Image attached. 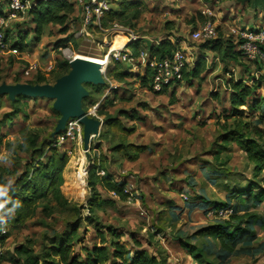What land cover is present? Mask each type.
Returning a JSON list of instances; mask_svg holds the SVG:
<instances>
[{
    "label": "rangeland",
    "instance_id": "1",
    "mask_svg": "<svg viewBox=\"0 0 264 264\" xmlns=\"http://www.w3.org/2000/svg\"><path fill=\"white\" fill-rule=\"evenodd\" d=\"M67 1L74 3L75 10L67 20L65 34L58 25H46L37 36L27 14L16 21H6L3 28L9 30V35L7 48L0 54V85H37V76H42L43 84L53 85L56 76L62 77L70 71L72 54L71 61H84L87 55L104 57L107 54L109 58L114 41L122 37L126 38L127 44L119 49L121 54L129 52L134 60L124 62L109 58L101 72L104 83L83 85L88 94L82 100V109L89 118L100 120L101 128L87 150L83 146V133L80 139L57 145L69 158L60 188L67 205H60L48 197L38 205L30 220L17 227L7 223L10 210L0 207V225L3 223L6 230L0 264H22V259L13 254L15 247L25 246L32 255H40L52 243L59 242V238L69 236L73 253L84 255L82 250L97 244L95 228L105 234L106 227L113 229L117 239L128 249H135L134 242L137 241L148 255H155L164 264H264V229L255 227L254 238L239 242L237 251L225 257L218 241L192 234L203 226L230 224V214L225 215L224 210H187L184 206L186 202H195V198L221 204L228 200L226 186L236 179L240 186L247 184L252 167L243 150L228 135L237 128L238 121L236 117H228V82L242 78L252 85V78H255L264 86V63L259 70L254 62L245 58L222 60L210 50H201L200 45L206 40L194 39L192 33L210 22L215 32L210 40L223 38L237 47L240 36L238 32L232 34V28L242 23L238 25L239 29H264V10L249 19L245 15L249 10L245 11L241 22L238 8L233 19H226L229 9L238 0H106L107 10L116 12L122 10L123 2L135 6L121 11V15L112 20L102 17L100 25H95L84 23L87 0ZM6 2L0 0V11L4 10V14ZM164 40L185 50L190 67L200 56L204 57L205 70L200 77L154 92L150 81L142 82L145 71L136 58L141 52L149 53L151 47H157ZM19 42L21 45L15 46L17 53H11L9 49ZM118 74H123L120 81ZM257 93L264 98V89ZM13 100L7 94L0 95V166L16 177L29 159L27 151L18 150L23 138L32 132L31 136H37L38 141H52L57 136L55 128L60 114L53 108V99L26 96ZM250 107L248 102L239 109L241 121L249 122L251 128H259L260 137L248 132L264 146V128ZM123 112H136L139 119L131 121L122 116ZM107 117L119 118L128 128L135 127V133L123 139L126 143L147 147L136 161L129 162L123 153L114 151L122 141V135L105 126ZM226 138L229 142L223 143ZM94 162L103 168L104 175L109 174L114 181L125 183L129 193L126 201L98 185L102 175H94ZM81 165L83 195L74 187V173ZM215 167L224 174H213ZM13 178L8 177L7 184ZM94 194L112 204L104 203L89 209L87 204ZM73 225L76 226L75 233L70 235ZM176 234L200 254L198 261L192 251L177 248L178 244L170 239ZM105 237L108 243L116 240L110 234Z\"/></svg>",
    "mask_w": 264,
    "mask_h": 264
},
{
    "label": "trees",
    "instance_id": "2",
    "mask_svg": "<svg viewBox=\"0 0 264 264\" xmlns=\"http://www.w3.org/2000/svg\"><path fill=\"white\" fill-rule=\"evenodd\" d=\"M134 6L129 2H123L120 9L124 11ZM74 10V3L67 0H33L27 15L30 16L29 24L34 26V33L37 36L40 35L42 28L46 25H58L61 32L65 34L68 31L67 20L74 13ZM121 11L107 10L103 17L112 20L121 15ZM133 17L136 18L135 16ZM8 35L9 30H5L3 32V42L6 44ZM240 42H238V45ZM17 45L20 46L21 42L14 44V47ZM177 48L176 44L170 40H164L157 47H151L149 52L152 57L163 59L170 56ZM200 49L210 50L221 56L222 60L227 57L233 60L244 58L230 40H224L223 38L206 41L200 45ZM203 58L200 56L197 61L195 60L192 67L183 72L181 81L200 77L205 70ZM254 63L259 70L262 69V63ZM122 76L123 74L117 75L119 81ZM60 77L56 76L55 80ZM147 80L150 81V75L148 71H145L142 82L146 83ZM44 81L42 76H37L38 84H43ZM251 82L252 85H248L242 78L228 82L230 89L228 96L230 113L228 117H236L238 119L237 128L231 130L228 135L243 150L248 164L252 167L251 178L246 180L247 184L244 186H240L239 181L234 179L235 181H233L232 185L226 186L228 191L226 197L228 200L221 202V204H214V202L205 198H195V202L184 203L187 210L202 209L213 212L231 210L229 215L230 224L216 223L203 226L192 234L194 237H208L218 241L225 257H229L237 251L239 242L254 238L256 235L254 232L255 227L260 230L264 229V214L257 212L263 211L264 213V146L258 140L250 137V131L256 137H260L261 132L257 127L251 128L252 126H250L249 122L243 123L241 121L242 112L239 110L250 102V111L254 113L258 123L264 128V98L257 93L259 89H264V86L261 80L255 78H252ZM96 90L99 91L100 88L96 86ZM23 98H26V96H16L12 102ZM122 116L131 121L139 119L136 112L132 114L123 112ZM104 124L110 131L122 135V141L114 147V151L123 153L127 161L134 162L140 154L147 151V147L130 142L126 143L123 139V137L135 133L134 126L128 128L124 126L119 118L115 117H107ZM31 133H28L23 138L22 143L19 144V151H27L29 153V159L24 163L23 171L15 177L14 173L12 174L11 171L0 166V207L10 210L7 223L13 227L22 226L30 220L35 215L38 205L48 197H52L60 205H67V200L62 195L60 188L63 184V171L69 158L65 152L61 153L57 148L56 138L60 134L55 136L52 141H38V137L31 136ZM227 142H229L228 138L223 140V143ZM92 165L96 170L94 175H97L100 169L104 171L96 162ZM212 173L216 176L224 174L216 167L213 168ZM10 176L14 177L13 181L7 184V178ZM98 181V185L103 190L112 193L119 200L126 201L129 198V193L124 191V182L114 181L109 174L100 177ZM231 200L237 201L229 203ZM111 202L104 201L98 194H94L87 205L91 209V206L99 207L104 205V203L110 205L112 204ZM70 228V235H74L76 226L73 225ZM105 229L107 230L105 234L112 235L116 240H110L108 243L102 230L95 228L97 244H94L90 249L82 250L85 253L84 255L73 253V244L70 236L59 238V242L56 244L52 243L40 255H32L31 251L25 246L15 247L13 254L22 259V264H164L155 255H148L146 250L141 249L140 243L137 241L134 242L136 245L135 249H128L123 242L117 239L116 232L113 229L109 227ZM170 239L178 244L177 248L179 250L192 251L191 253H194L192 256L198 261L197 257L200 254L195 253L194 247L184 240L183 237L176 234L175 236H170ZM2 256L0 257V262L2 261ZM10 259L12 258L10 257Z\"/></svg>",
    "mask_w": 264,
    "mask_h": 264
},
{
    "label": "built area",
    "instance_id": "3",
    "mask_svg": "<svg viewBox=\"0 0 264 264\" xmlns=\"http://www.w3.org/2000/svg\"><path fill=\"white\" fill-rule=\"evenodd\" d=\"M7 11L4 14V10L0 11V54L7 48V44L3 42L4 24L6 21H16L21 16L27 14V11L31 5L29 0H7L5 3ZM106 0H87L84 4V23L100 25V21L107 11ZM215 32L210 22L205 23L199 30L192 33L194 39L209 41L214 37ZM240 40L236 49L241 52L242 56L252 62L264 63V29L255 30H241L239 33ZM127 44V42H126ZM126 44L122 48L126 47ZM111 49L109 52V58L122 61H133L132 54L129 52L121 54L120 50ZM9 51L13 54L17 53L16 48H11ZM112 56V57H111ZM189 58L187 57L185 50L177 48L172 54L163 59H156L149 53L141 52L140 56L136 58L139 64L143 66L144 71H148L150 75V86L154 92H160L165 87L174 85L182 80V74L190 67ZM28 75L27 72H25ZM264 126V122H263ZM82 127L77 119H69L66 126L60 136L57 137L56 145L63 144L66 141H72L75 138L81 137ZM97 175H104V171H99ZM128 193V190H124ZM223 213L231 214V210H224ZM143 214V213H142ZM6 234L3 223L0 225V257L3 250V242ZM197 264V263H195Z\"/></svg>",
    "mask_w": 264,
    "mask_h": 264
},
{
    "label": "water",
    "instance_id": "4",
    "mask_svg": "<svg viewBox=\"0 0 264 264\" xmlns=\"http://www.w3.org/2000/svg\"><path fill=\"white\" fill-rule=\"evenodd\" d=\"M70 71L58 78L53 85H0V95H8L13 100L16 96L53 99V108L60 114L55 134L64 130L69 119H77L83 126V146L87 150L91 141L99 136L101 122L89 118L82 109V100L87 96L84 84L101 85L104 83L99 66L82 60L69 61Z\"/></svg>",
    "mask_w": 264,
    "mask_h": 264
},
{
    "label": "crops",
    "instance_id": "5",
    "mask_svg": "<svg viewBox=\"0 0 264 264\" xmlns=\"http://www.w3.org/2000/svg\"><path fill=\"white\" fill-rule=\"evenodd\" d=\"M237 8L239 9L238 13L239 14L241 13V15L238 16V19H242L241 18L242 14L243 13L245 14V11H248V10H249L248 15L245 14L246 17H248V19L251 16L257 17L260 14L261 10H264V0H238V3L235 1L233 6H231V8L229 9L227 13V17H226L227 20L233 19V17L237 15ZM241 22H243V19L241 20ZM239 24H242V23H238L236 27L232 28V34H234L235 32L240 33L241 30H247V28L245 27H242L239 29L238 27ZM259 26H263V25H259ZM256 28L261 29V27H256ZM248 30H251V29H248Z\"/></svg>",
    "mask_w": 264,
    "mask_h": 264
},
{
    "label": "bare ground",
    "instance_id": "6",
    "mask_svg": "<svg viewBox=\"0 0 264 264\" xmlns=\"http://www.w3.org/2000/svg\"><path fill=\"white\" fill-rule=\"evenodd\" d=\"M114 42H115V44L113 45L112 49H118V48H122V46H124L126 44L127 40H126V38L122 37L121 39H116V41H114ZM71 56H70V61H71ZM108 59L109 58H108L107 54L104 57L103 56L98 57V56L87 55L84 61L91 63V64H94L96 66H99V71L102 72V70L107 65ZM75 160L76 159H74V161ZM74 177H75L74 187H76L80 191V195H83L84 194V189H83L84 188V184H83L84 173H83V166L82 165H81V167H79L78 172L74 173Z\"/></svg>",
    "mask_w": 264,
    "mask_h": 264
}]
</instances>
